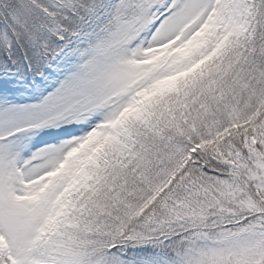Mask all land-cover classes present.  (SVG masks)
Listing matches in <instances>:
<instances>
[{"label": "snow or ice", "instance_id": "obj_1", "mask_svg": "<svg viewBox=\"0 0 264 264\" xmlns=\"http://www.w3.org/2000/svg\"><path fill=\"white\" fill-rule=\"evenodd\" d=\"M0 264H264V0H0Z\"/></svg>", "mask_w": 264, "mask_h": 264}]
</instances>
